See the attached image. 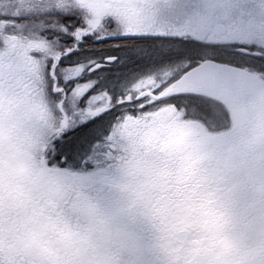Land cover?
<instances>
[{
    "label": "snow or ice",
    "instance_id": "snow-or-ice-1",
    "mask_svg": "<svg viewBox=\"0 0 264 264\" xmlns=\"http://www.w3.org/2000/svg\"><path fill=\"white\" fill-rule=\"evenodd\" d=\"M0 264H264V0H0Z\"/></svg>",
    "mask_w": 264,
    "mask_h": 264
}]
</instances>
